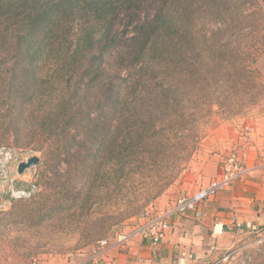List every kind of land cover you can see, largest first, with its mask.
Segmentation results:
<instances>
[{
  "label": "trees",
  "instance_id": "trees-1",
  "mask_svg": "<svg viewBox=\"0 0 264 264\" xmlns=\"http://www.w3.org/2000/svg\"><path fill=\"white\" fill-rule=\"evenodd\" d=\"M263 101L264 0H0V146L29 139L44 188L0 228L55 218L77 249L117 235L176 183L214 114ZM239 256L264 264V240Z\"/></svg>",
  "mask_w": 264,
  "mask_h": 264
},
{
  "label": "crops",
  "instance_id": "crops-1",
  "mask_svg": "<svg viewBox=\"0 0 264 264\" xmlns=\"http://www.w3.org/2000/svg\"><path fill=\"white\" fill-rule=\"evenodd\" d=\"M245 123L255 126L254 134L245 135L242 124L231 122L222 123L208 136L206 148L211 159L198 171L208 173L201 178L203 183L193 184V188H169L155 203L160 210L173 208L181 191L194 192L207 185L220 172L226 156L238 151L246 166L245 177L202 202L203 216L172 213L170 229L157 244L139 231L145 218L133 217L118 233L125 237L123 240L117 234L107 245L54 256L44 264H215L226 249L237 246L242 252L257 245L259 236L264 237V123L253 119ZM190 174L178 184L187 185Z\"/></svg>",
  "mask_w": 264,
  "mask_h": 264
},
{
  "label": "rangeland",
  "instance_id": "rangeland-1",
  "mask_svg": "<svg viewBox=\"0 0 264 264\" xmlns=\"http://www.w3.org/2000/svg\"><path fill=\"white\" fill-rule=\"evenodd\" d=\"M250 119H253L256 122L264 123V101L262 102V105L258 106V108H256L253 111V113H251L247 117L238 116V117H234V118L230 117L226 119L220 116L219 114H214L211 119L210 124L207 126L205 130L204 136L202 137L197 150L195 151L193 155V158L188 163L187 168L184 169V171L182 172L180 178L176 181V183H174L169 188H175V189L176 188H193L192 187L193 184H196L198 182L203 183L201 178L203 176L207 177L208 173L200 172L201 174H199L198 171H201V168L206 160L211 159L212 154L206 148V145L209 142L208 136L211 135L212 132L222 123L231 124V122H238L239 125L242 124V127L244 129V126L248 124L245 122ZM29 141L30 140L24 136L23 137L20 136L18 139L15 137H11L10 140L4 142L3 145L7 144V145H13L17 147L31 148L39 152L38 156L40 157L41 156L40 151L36 150L33 144L31 145L27 144V142ZM38 171H39V168H38ZM187 173H191L188 179H191V181L193 182L190 181L187 183V185H184V186H182L181 184H178V182L183 177L187 176ZM40 177H41V173H40ZM205 186H202L201 188H204ZM43 190L44 188L41 185V187L39 188V194L40 192L42 193ZM186 191H188V189L185 190L184 192L181 191L180 193L183 194ZM38 195L35 197H38ZM32 199L24 201V202H20V203L17 202L13 204L14 206L12 205L8 210H6V212H9L15 206L21 212L22 209L30 207L36 198L35 199L32 198ZM158 199L159 198L155 199V202L152 203V205L146 211V213L150 214V216L161 211L160 209H157L155 207V203L157 202ZM162 210H167V209H162ZM5 215L3 217H5ZM16 218L18 219L21 217H19V214L18 216L16 214V216L12 217L10 220L8 221L5 220V222L2 223V226L0 228V264H44V262L50 261V259L54 256L62 257L66 255H71V254H75L76 252H79L82 249L86 248V247L78 248V249L74 248L77 242V238L79 236L78 232L76 231L73 232L72 231L73 229H69V228L66 229L65 226H61L59 224L58 219L56 220L55 218H50V220L47 221L48 224H44L45 228L38 229L33 226H30L29 224L23 223L24 219H21L19 222H17L15 221ZM134 218H137V217H134ZM115 236L116 234L114 235V237ZM112 237L113 236H110L106 239L109 240ZM259 237L264 238L262 235H260ZM99 245L100 243H97V244L91 245V247L92 249H94L98 247ZM87 247H90V246H87ZM232 248H237V246L231 247L230 249H226L225 251L232 250ZM241 253L242 252L237 251L238 256ZM239 257L232 258L230 262L227 264H235L234 262H236Z\"/></svg>",
  "mask_w": 264,
  "mask_h": 264
},
{
  "label": "built area",
  "instance_id": "built-area-1",
  "mask_svg": "<svg viewBox=\"0 0 264 264\" xmlns=\"http://www.w3.org/2000/svg\"><path fill=\"white\" fill-rule=\"evenodd\" d=\"M255 131V126L250 123L243 129L245 135L254 134ZM38 153L27 147L7 144L0 146V213L8 210L14 201L29 199L39 191L37 183L39 164L28 166L19 172L20 164L28 162L32 157H39ZM245 175L246 166L242 157L238 151H231L224 159L220 172L212 178L207 186L194 192L186 191L181 194L173 208L161 210L152 216L148 213L143 214L141 217H144L146 222L140 227V233L154 244L161 242L170 229L172 213L193 212L196 217L203 216L202 202L226 189L234 181L244 178ZM118 238L123 240L125 237L118 234ZM263 240L264 238L259 237L255 242L258 245ZM107 243L108 239L100 241V245H107ZM237 251L239 249L232 248V250L223 252L215 264L229 263ZM189 257L193 256L190 254Z\"/></svg>",
  "mask_w": 264,
  "mask_h": 264
},
{
  "label": "water",
  "instance_id": "water-1",
  "mask_svg": "<svg viewBox=\"0 0 264 264\" xmlns=\"http://www.w3.org/2000/svg\"><path fill=\"white\" fill-rule=\"evenodd\" d=\"M40 163V157H32L28 160V162H23L19 166V172H22L24 168L34 165V164H39Z\"/></svg>",
  "mask_w": 264,
  "mask_h": 264
}]
</instances>
